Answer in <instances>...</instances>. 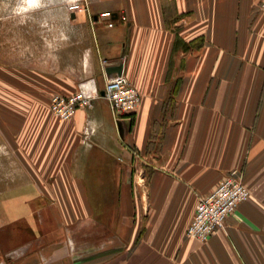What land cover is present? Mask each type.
<instances>
[{"label": "crops", "instance_id": "1", "mask_svg": "<svg viewBox=\"0 0 264 264\" xmlns=\"http://www.w3.org/2000/svg\"><path fill=\"white\" fill-rule=\"evenodd\" d=\"M260 2L81 0L66 58L7 70L0 264H79L82 226L107 239L84 264H264ZM118 64L141 98L115 117L102 91ZM80 89L99 92L93 106L51 112L52 94ZM233 168L250 198L207 241L189 237L198 199Z\"/></svg>", "mask_w": 264, "mask_h": 264}, {"label": "rangeland", "instance_id": "2", "mask_svg": "<svg viewBox=\"0 0 264 264\" xmlns=\"http://www.w3.org/2000/svg\"><path fill=\"white\" fill-rule=\"evenodd\" d=\"M77 2L81 3V0H0V85L6 82L7 70L9 77L13 72H18L21 79L22 68L54 69L61 54L66 58V50L75 46L70 45L72 35L81 33L70 25L71 17L68 14L69 7ZM3 88L0 87V99L12 94L7 95ZM14 94L15 97H23L21 92ZM0 114H7L2 105ZM88 231L91 234L85 233ZM72 237L75 239L72 240V256L80 261L79 264H84L87 257L101 258V251L96 250L106 245L107 239L100 234L98 226L88 230L82 226L78 234ZM92 249L95 252L92 253Z\"/></svg>", "mask_w": 264, "mask_h": 264}, {"label": "built area", "instance_id": "3", "mask_svg": "<svg viewBox=\"0 0 264 264\" xmlns=\"http://www.w3.org/2000/svg\"><path fill=\"white\" fill-rule=\"evenodd\" d=\"M83 9L84 6L79 2L69 7L72 12ZM260 9L264 12V0L260 2ZM106 79L102 96L108 101L114 116L133 113L140 103L138 89L123 73ZM99 96V92L85 89L72 94L54 93L50 96L49 108L60 119L69 120L79 108L93 106ZM249 198L250 191L243 182L242 171L237 168L229 170L213 191L198 199L187 226V235L200 242L207 241L225 226L226 218L235 212L238 205Z\"/></svg>", "mask_w": 264, "mask_h": 264}, {"label": "water", "instance_id": "4", "mask_svg": "<svg viewBox=\"0 0 264 264\" xmlns=\"http://www.w3.org/2000/svg\"><path fill=\"white\" fill-rule=\"evenodd\" d=\"M122 70H123V65L121 64H118L116 66H110V67H107L106 68V71H112V72H115L116 74H122Z\"/></svg>", "mask_w": 264, "mask_h": 264}]
</instances>
